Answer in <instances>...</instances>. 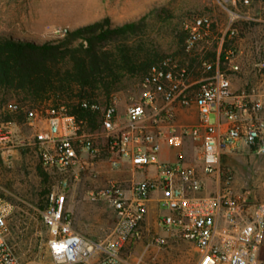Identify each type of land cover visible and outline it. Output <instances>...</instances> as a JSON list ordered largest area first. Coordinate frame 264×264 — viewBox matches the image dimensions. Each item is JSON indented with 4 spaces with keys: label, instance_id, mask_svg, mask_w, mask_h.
<instances>
[{
    "label": "built area",
    "instance_id": "obj_1",
    "mask_svg": "<svg viewBox=\"0 0 264 264\" xmlns=\"http://www.w3.org/2000/svg\"><path fill=\"white\" fill-rule=\"evenodd\" d=\"M212 24L206 13L184 22L186 52L211 35ZM66 31L61 28L55 34ZM227 33L234 35L236 28L230 27ZM233 52L228 49L225 57L228 69L237 71L240 65L233 62ZM199 62L203 76L194 90L189 82L192 69L175 54L165 55L141 81V93L127 103L122 121L117 94L104 104L84 99V107L100 112L101 129H92L65 103L28 110L41 163L56 174L41 210L47 248L55 264H138L125 258L122 250L141 236L154 191H160L161 223L196 245L200 256L195 264H264V202L249 203L243 194L234 192L233 174L220 164L222 154L238 151L242 145L264 154V97L255 87L235 90L220 59L201 55ZM256 67L264 73V44ZM177 104L195 105L198 122L179 125ZM212 113L215 121H211ZM186 136L201 143L200 166L186 163L182 155L175 161L160 159L163 141L178 146ZM100 137L105 138L103 147ZM8 140L9 130L0 125V149ZM102 151L113 169L155 167L157 174L128 181L110 178L89 191L91 199L105 200L117 217L110 233L95 239L75 228L66 203L72 180L81 178L91 159ZM205 175L222 179L216 192L202 193ZM14 209V202L0 191V264H25L7 236V220Z\"/></svg>",
    "mask_w": 264,
    "mask_h": 264
},
{
    "label": "rangeland",
    "instance_id": "obj_2",
    "mask_svg": "<svg viewBox=\"0 0 264 264\" xmlns=\"http://www.w3.org/2000/svg\"><path fill=\"white\" fill-rule=\"evenodd\" d=\"M260 6L259 0H249L247 3L244 0H0V36L39 41L62 37L64 34H55L61 28H73L106 16L112 24H122L146 15L144 31L153 38L163 54H175L192 69L189 76L191 81L199 80L203 76L199 62L201 55L218 60L224 50L217 53L215 46L218 40L213 37L204 38V43L192 52L182 50L180 36L184 22L196 14H209L213 19L211 34L219 36L228 26L234 25L236 34L231 37H228V33L225 34L223 48L233 49V62L242 66L247 62L246 57L237 50L240 49L242 35L248 33L253 36L258 25L253 19L242 20L236 17V14L249 10L252 16L256 17ZM162 8L165 9L162 14L154 12ZM206 39L212 42L213 47L204 51L200 46L207 43ZM247 57L251 65L250 68L245 66L249 70V76L263 78L262 71L252 69L259 59L258 53L252 52ZM228 66L226 60L224 68L231 73ZM197 84L198 82L192 89L196 90ZM123 85L112 93L119 97L121 121L125 120L127 103L132 98H137L142 90L141 80L136 77L126 78ZM253 86L258 87L249 81L242 87ZM15 102L16 98L0 92V125L9 130L10 136L5 147L0 149V190L15 204V209L7 220V236L25 264H55L47 248L48 231L41 217L43 196L40 192L45 187L51 188L56 177L55 173L51 172L53 177L48 183L39 174L41 160L35 144V129L29 124L28 118L22 121L6 118L9 106ZM211 121H215L214 113L211 114ZM100 126L97 129H101ZM104 144L105 138L100 137L99 145L103 147ZM200 146L197 141L196 146H191L185 157L198 162ZM174 149H165L164 154L173 156ZM222 159L224 163L221 166L229 168L233 174L232 190L243 194L249 203L264 202V154L231 153ZM91 161L93 163L82 177L72 180L66 208L78 231L98 239L110 233L117 217L105 200L91 199L89 191L104 185L110 178H123L117 169L110 166L103 151ZM130 171V178H141L144 172L138 171L137 175H134V171ZM207 184L208 189L202 193L216 192L213 181ZM140 229L141 236L131 239L122 250V255L130 262L195 264L199 259L200 253L194 242L183 237L177 229L164 226L160 221L158 209L149 212Z\"/></svg>",
    "mask_w": 264,
    "mask_h": 264
},
{
    "label": "trees",
    "instance_id": "obj_3",
    "mask_svg": "<svg viewBox=\"0 0 264 264\" xmlns=\"http://www.w3.org/2000/svg\"><path fill=\"white\" fill-rule=\"evenodd\" d=\"M164 10L154 12L162 14ZM146 19L144 15L137 20L112 24L106 16L67 28L62 37L39 41L0 36V92L17 99L11 103L17 107L10 105L6 118L22 121L29 109L65 103L70 112L86 119L92 129L99 127L100 112L84 107L82 101L107 103L112 93L124 86L126 78L142 81L150 75L152 66L168 55L144 31ZM187 35L183 27L180 40L184 51ZM225 56L224 51L220 55L222 67L227 60ZM38 171L50 183L51 171L42 163ZM50 189L45 187L40 192L42 208Z\"/></svg>",
    "mask_w": 264,
    "mask_h": 264
},
{
    "label": "crops",
    "instance_id": "obj_4",
    "mask_svg": "<svg viewBox=\"0 0 264 264\" xmlns=\"http://www.w3.org/2000/svg\"><path fill=\"white\" fill-rule=\"evenodd\" d=\"M259 2L261 3V6H260L259 10L257 11L256 17H253L249 10L248 11H241L238 14H236V17H240V19H242V20L253 19L255 24L258 25V29H256L253 36L248 35V33H244L242 35V40H241L240 47H239L240 49H237V50L239 51L240 54H243L244 58L246 57L247 62H244V63L245 64L247 63V65L242 64V66H240V69L237 71L231 70L230 75H231V79H232L233 88L235 90H239V89L243 88L242 86L244 85V83L246 84L249 81H251V83H254L255 85L258 86L257 87L258 91L261 92V94L264 97V77L263 78H256L255 76L250 77L248 74L249 70H248V68L246 69V67H249V68L251 67L250 60L248 58L249 56L247 57V55L251 54L252 52H256V53H258V58H259L260 57V47L264 44V0H259ZM229 27L230 26H228V28L224 32H222L221 36H219L218 34L215 35L213 33L209 36L210 38L213 37V39L216 38L218 40L217 46H215V49H217V53H220L222 49L225 52L228 50L226 47L223 48V43L226 39L225 34L229 30ZM232 36H234V35H232ZM228 37H231V36L229 35ZM209 39H206L207 40L206 41L207 43L205 42L206 44H203L202 46H200V48L202 47V49H204V51H207L208 49L213 47V44H212V42L209 41ZM201 43H204V42L200 41L196 47H198ZM243 67L245 68L244 71H243ZM252 69L253 70L258 69L256 67V62L253 64ZM252 69H250V70H252ZM253 75H254V73H253ZM189 82L192 84V86H191V88H192L193 85H195V83L198 82V80H191ZM197 87H198V84H197ZM253 87H255V86H253ZM120 116H122V115H120ZM198 119H199V112H198V108L195 105H192V106H184L181 104L176 105V120H177V123L179 125H187V126L194 125L198 122ZM196 142H197L196 140L192 139L189 136H186L183 143L181 145H178V146L177 145H171L167 141H163L162 149H161L160 154H159L160 159L161 160H168V161H175L178 159V157L180 155H182L183 158L185 159L186 163H190V164L200 166L199 155H198V162L189 160L185 157L186 154L190 152L191 146H196ZM171 147L175 148L173 151V156L165 155L164 150L167 149V151H171ZM231 153L245 154V153H256V152L251 150L248 146L242 145V147L238 151L226 152V153L222 154L220 164L224 163L222 158L225 155H228ZM130 169L131 168L128 165H125L123 167V169L118 170V172H120V174H122L121 177L124 180L128 181L131 179L130 177H131L132 173H130L131 172ZM137 173H138V171H134V175H137ZM156 174H157V171H156L155 167H151L149 170H146L143 172V175L141 178L152 177V176H155ZM204 179H205V189L204 190L208 189L207 183L209 181L214 182V186L216 187L217 190L219 189L221 182H222V179H220L218 177V175H205ZM155 209H158L159 212L161 210V208H160V191H154L153 192L152 198H151L150 203H149V212L151 210H155ZM261 257L264 258V246L262 247V250H261Z\"/></svg>",
    "mask_w": 264,
    "mask_h": 264
}]
</instances>
